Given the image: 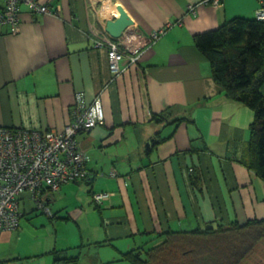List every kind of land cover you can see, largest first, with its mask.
<instances>
[{"label": "crops", "instance_id": "0c3cea01", "mask_svg": "<svg viewBox=\"0 0 264 264\" xmlns=\"http://www.w3.org/2000/svg\"><path fill=\"white\" fill-rule=\"evenodd\" d=\"M40 1L48 3L52 13H31L20 4V31L9 34L0 26V126L61 131L71 119L77 93L86 103L99 97L104 125L76 136L94 179L67 182L54 192L63 197L82 194L85 184L91 201V193L110 194L99 205L105 226L88 235L89 245L128 250L152 241L155 235L146 232L159 225L192 228L198 220L206 225L264 217V181L234 160L249 140L253 113L214 84L208 61L194 45V35L233 16L252 17L256 0H221L219 6L201 0ZM190 4L196 6V15L187 12ZM119 6L146 37L166 23H178L141 50L136 66L123 60L124 70L115 75L105 49L92 43ZM168 107V120L187 117L193 122L183 121L176 128L152 126L151 111ZM158 131L162 137L173 135L147 153L144 147ZM192 148L197 151H189ZM194 161L202 189L198 193L187 175ZM79 197L66 216L80 217L89 204L85 194ZM183 215L189 216L186 224ZM15 233H3L0 245L11 242ZM101 241L106 242L96 244ZM75 243L49 244L40 257L51 256L49 251L56 248L80 259L71 249L84 244ZM37 255L29 252L23 257L33 260ZM117 256L105 251L92 259Z\"/></svg>", "mask_w": 264, "mask_h": 264}, {"label": "trees", "instance_id": "16d2710c", "mask_svg": "<svg viewBox=\"0 0 264 264\" xmlns=\"http://www.w3.org/2000/svg\"><path fill=\"white\" fill-rule=\"evenodd\" d=\"M194 45L208 61L211 75L223 94L254 110V120L250 126L251 136L242 154V161L264 181V94L260 91L264 82V21L241 15L233 16L215 29L194 35ZM134 65L136 66V63ZM169 114V107L158 113L151 111L148 120L158 125H173L174 128L186 120L185 117L168 120ZM169 137H162L160 131L156 132L151 138L152 145L147 153ZM190 151L196 152L197 149L192 148ZM83 169L85 175H77L72 181L82 180L88 183L87 181L94 179V175H89L86 165ZM191 180L192 184H195L193 176ZM197 186L198 183L193 187L197 188ZM26 192L29 191H23L19 197L21 198ZM29 193L31 197V192ZM91 195L94 209L100 214L101 203L98 204L93 199V193ZM53 197L54 193L48 195L45 200L48 214H52L49 206ZM38 209L46 213L45 209L34 205L25 215H33ZM52 216H57V213ZM58 218L66 220L69 216H58ZM154 235L153 246L146 249L144 245L143 248L121 250L120 259L116 257L115 261L124 264H160L162 260H174L175 256L171 253L174 249L173 254L177 258L169 264H244V262L246 264L248 257L255 253L256 246L264 239V218L253 217L243 223L237 219L213 225L209 223L203 225L202 229L192 227L191 230H172L167 227L162 232H155ZM194 235L203 240L205 243L203 248H207L210 254L206 256L202 253ZM105 242L96 244L100 246ZM49 254L52 257L51 264H80L77 255L66 256L62 254V250L56 248L50 250ZM23 258L18 257L16 260ZM13 260L15 261V259L0 260V264H10L14 262Z\"/></svg>", "mask_w": 264, "mask_h": 264}, {"label": "built area", "instance_id": "2783aa9c", "mask_svg": "<svg viewBox=\"0 0 264 264\" xmlns=\"http://www.w3.org/2000/svg\"><path fill=\"white\" fill-rule=\"evenodd\" d=\"M0 1V25L7 27L8 32L12 33H16L20 28V4L25 5L32 13H51L48 3H42L40 0ZM208 1L212 4L219 2ZM260 13L264 14V3L260 4ZM160 35L162 34L149 35L148 39L156 40ZM94 46L105 47L109 51L110 69L116 75L123 71L120 65L123 60L126 59L128 64L137 61L142 47L133 46L135 54L130 58L113 39L103 33L96 35ZM103 122L104 113L100 100L95 98L91 103H86L83 94L77 93L71 121L63 131L34 130L14 138L3 137V152L0 154V223H13L17 210L11 200L15 194L19 196L25 190L31 191L37 206L48 213L42 189L55 191L60 184L73 180L77 175H85L83 168L86 157L74 136L78 132L102 125ZM106 197L104 194H98L95 198L100 202Z\"/></svg>", "mask_w": 264, "mask_h": 264}, {"label": "rangeland", "instance_id": "374dc122", "mask_svg": "<svg viewBox=\"0 0 264 264\" xmlns=\"http://www.w3.org/2000/svg\"><path fill=\"white\" fill-rule=\"evenodd\" d=\"M208 0H206L207 3ZM114 15L116 16V13L114 12ZM254 16V15H253ZM152 126L155 127L158 124L151 123ZM158 129L162 130V126H159ZM164 132V131H163ZM146 146V145H145ZM145 149V147H144ZM84 189L82 190V194L78 193V195H74V193H70L71 195H68L67 197H63L62 195L55 194L53 203L49 206L51 208L52 214L51 216L47 215L46 213H42L39 209L36 210L33 215H27L26 218L21 220L20 229L14 234L13 239L9 243H4L0 245L1 248H6L5 251H0V254L5 253L6 257L18 256L20 254V257H23L26 253L31 252V254H38L34 257L33 260H30L28 258H24L22 261L16 260L14 261V264H46L45 260L52 261V257L47 255V257H40L41 254H39L40 251L44 250V248L47 245H51L53 243H56L59 247L61 246H71V245H77L78 243H75L76 241H82L84 244L81 248H72V252H79L80 264H124L121 261H115L112 259H107L104 261H96L92 259V256L97 253H103L105 251H110L112 254H118V251L114 248H106L107 250H104L105 248H99L95 247L93 244H88V235H91V233H95V229L97 227L101 226L104 228V219H101V215L99 214V211L94 209V204L91 201V197L88 195V186L85 184H82ZM85 194L89 199V204L86 207H83L82 213L80 214V217L73 218L69 216V219H62L58 218V216H65L68 214V211L72 210L75 207L74 201L79 198L80 195ZM22 200H24L25 204H29L26 208L33 207V203L30 200V193L26 192L21 195ZM67 198V199H66ZM67 204L66 210L60 211V206ZM80 204V203H79ZM155 209V206H154ZM59 211V212H56ZM54 213H57L58 216L53 217L52 215ZM149 218H151L153 221L155 220L154 214L151 212V209H149L148 212ZM103 223V225H102ZM173 230H180L181 225L175 224L171 227ZM186 228V227H182ZM89 230V231H88ZM150 229H148L149 232ZM154 228L150 232H154ZM88 233L86 234V232ZM20 234V235H19ZM146 234H152L151 236H154V233H146ZM153 241L147 242L145 247H151ZM57 246V247H58ZM43 248V249H42ZM71 250H68L70 252ZM126 250V249H122ZM19 252V253H18ZM43 252V251H42ZM256 254H251V256L247 259L249 261L246 262V264H264V239L262 240V243L260 242L256 248H255ZM172 255L175 256L174 260L177 258L174 252L171 251ZM12 254V255H10ZM120 259V255L117 256ZM115 258V257H114ZM181 259V258H180ZM174 260H162L160 264H169L171 261ZM182 261V260H181ZM13 263V262H12ZM245 264V262H244Z\"/></svg>", "mask_w": 264, "mask_h": 264}, {"label": "bare ground", "instance_id": "6f19581e", "mask_svg": "<svg viewBox=\"0 0 264 264\" xmlns=\"http://www.w3.org/2000/svg\"><path fill=\"white\" fill-rule=\"evenodd\" d=\"M220 1L221 0H219V2H217V3H211L210 1H207V3L208 4H210V5H213V6H219L220 5ZM257 1V7H256V9H255V11H254V16H252V17H250V18H254V19H256V20H259V21H264V14L263 15H261V13H260V4H263L264 3V0H256ZM201 2H203V3H206V0H201ZM49 5V4H48ZM0 7H2V2L0 1ZM49 9H50V6H49ZM51 11V10H50ZM197 10H196V6L195 5H192V4H190L189 6H188V8H187V12L189 13V14H194V15H196V12ZM32 13V12H31ZM52 13V12H51ZM115 13H116V16L114 15V17L112 16V18H117L119 15H120V13H119V11H118V7H116V10H115ZM127 13V12H126ZM40 14H43V13H40ZM114 14V13H113ZM130 17V16H129ZM109 19V20H113V19ZM130 19H131V17H130ZM131 24H129L122 32H121V34L118 36V37H112L107 31H105V29H103L102 31H101V33H103V34H107L111 39H113L114 41H115V44H117L118 45V47L119 48H122L127 54H128V56L131 58L134 54H135V52L133 51L134 50V47H136V48H138V47H140V46H142L141 47V49H140V53H141V50L150 42V41H155V40H152V39H148V36L149 35H156V34H164L165 33V31L168 29V28H170L171 26H173L174 24H177L178 23V21L176 22V23H166L165 25H163V26H161V27H158V28H156V29H153L152 31H150L148 34V36L146 37L145 36V34L144 33H142L139 29H138V27H136V25H135V23L132 21V19H131ZM21 23L22 22H20V24H19V26L21 27ZM0 26H3V25H0ZM20 31V28H19V30L16 32V33H18ZM16 33H12V32H9V34H16ZM157 40V39H156ZM123 41H125L126 43H123ZM151 43V42H150ZM92 45H93V47H95L94 46V40H93V43H92ZM134 46V47H133ZM95 48H98V47H95ZM99 48H103V49H105V51H106V53H107V59H108V66H109V68H110V66H111V62H110V59H109V51L105 48V47H99ZM138 53H139V50L137 51ZM139 59V58H138ZM137 59V60H138ZM137 62V61H136ZM136 62H134V63H132V64H129V65H133V64H135ZM120 65H121V63H120ZM124 70V69H123ZM110 71H111V69H110ZM112 72V71H111ZM122 73V72H121ZM121 73H119V74H121ZM114 74V73H113ZM116 75V74H115ZM118 75V74H117ZM211 77H212V75H211ZM212 80H213V82H214V84L215 85H217V83L215 82V80L213 79V77H212ZM263 87H264V82H263V84L261 85V87H260V91H261V93H263L264 94V92L262 91V89H263ZM225 95V94H224ZM226 96V95H225ZM227 97V96H226ZM95 98H98L99 99V97L98 96H96ZM94 98V99H95ZM228 98V97H227ZM85 99V98H84ZM93 99V100H94ZM228 99H230V98H228ZM92 100V101H93ZM100 100V99H99ZM230 100H233V101H236V100H234V99H230ZM91 101V102H92ZM74 102H75V100H74ZM90 102V103H91ZM100 103H101V101H100ZM74 105V104H73ZM73 105H72V107H71V112H72V109H73ZM101 106H102V104H101ZM252 113H253V120H254V110L252 109V108H250L248 105H245ZM102 109H103V106H102ZM153 112V111H152ZM103 113H104V109H103ZM156 113H158V112H156ZM169 117H170V114H169ZM70 118H71V113H70ZM186 118V120H184L185 122H193V121H191L190 119H188L187 117H185ZM170 119H171V117H170ZM173 120V119H172ZM253 120H252V122H253ZM70 121H71V119H70ZM69 121V122H70ZM68 122V123H69ZM252 122L250 123V126H251V124H252ZM68 123L66 124V125H68ZM104 123H105V117H104V122H103V124L102 125H104ZM182 123V122H181ZM102 125H99V126H102ZM160 125H163V124H160ZM250 126H249V130H250V136H251V129H250ZM66 127V126H65ZM64 127V128H65ZM96 127H98V126H96ZM64 128L61 130V131H63L64 130ZM95 128V127H94ZM94 128H92V129H94ZM92 129H90V130H92ZM52 130V129H51ZM90 130H87V131H81V132H78L75 136H74V139H75V141H76V143H77V145H78V142H77V140H76V136L79 134V133H83V132H89ZM47 131H50V130H47ZM55 131V130H54ZM57 131V130H56ZM27 133H32L31 132V129H26V128H23V127H20V128H11V127H7V126H0V154L3 152V146H2V139H3V137H5V136H8L9 138H14L15 136H17V135H24V134H27ZM173 132H171L168 136H172L173 134H172ZM172 134V135H171ZM249 140H250V137H249ZM248 140V141H249ZM151 141V142H150ZM247 141V142H248ZM247 142H246V144H247ZM148 145H146L145 146V149L146 150H148V148L152 145V139H150L149 141H148ZM246 144L244 145V147H243V150L235 157V161H237V162H242L243 163V161H242V154H243V152H244V149H245V146H246ZM78 147H79V145H78ZM80 148V147H79ZM81 149V148H80ZM153 149V148H152ZM82 151V150H81ZM189 151H190V149H189ZM189 151H187V152H189ZM83 153H84V151H83ZM85 154V153H84ZM85 157H86V155H85ZM244 164V163H243ZM86 165V160H85V162H84V166ZM195 166H196V163H195V161L192 163V164H188V168H187V175H188V177H189V179L191 180V178H192V176L194 177V180H195V184H192L193 186H195L196 185V183H198V186H197V188L196 187H194L195 188V193H198V192H200L202 189H201V184H200V182H197V174H196V172H195V170H196V168H195ZM244 166H245V164H244ZM245 168L246 169H248V170H250L249 168H247L246 166H245ZM254 172V171H253ZM110 175H113V172H111L110 173ZM114 176H116V175H114ZM72 180H70V181H67V182H71ZM67 182H64V183H62V184H65V183H67ZM191 183H192V180H191ZM61 187V184H60V186H59V188ZM59 188L57 189V190H55V191H50L48 188H44V189H42V191H41V193H42V197L44 198V201L48 198V195H52V193H54V192H57L58 190H59ZM199 188V189H198ZM196 190H198V191H196ZM26 191H29V190H26ZM29 192H31V191H29ZM21 194V193H20ZM98 194H104V195H106L107 197L105 198V199H103L102 201H97L96 200V195H98ZM110 194L109 193H107V192H102V193H95V194H93V199L99 204V203H102L103 201H105L107 198H108V196H109ZM20 196V195H19ZM19 196H17L16 194L13 196V198H12V202H13V204H14V206L16 207V216L14 217V221H13V223L12 224H4V223H0V239H1V236H2V234L3 233H7V232H17L19 229H20V224H21V220L22 219H24V218H26V217H24V216H27V215H25L26 214V212H27V209L28 208H26L27 206H26V204H25V202L19 197ZM199 196H202V195H197L196 197L199 199ZM30 200L32 201V203L35 205V206H37V204L34 202V200L32 199V192H31V197H30ZM9 204H10V202H8V207H9ZM38 207V206H37ZM39 208V207H38ZM24 215V216H23ZM47 215H51V213L50 214H48L47 213ZM182 218H183V221H184V224H186V222H187V219L189 218V216L188 215H183L182 216ZM264 218V217H263ZM262 219V218H261ZM214 223H212V222H210V225H213ZM169 228H171L170 226H168ZM196 227H198V228H200V229H202L203 228V225H202V222L201 221H199L198 220V223H197V225H196ZM155 228V230H154V232H146V233H155V232H162L163 230H165V227H164V225H159V227H154ZM166 228H167V226H166ZM172 229V228H171ZM192 228H189V229H187V228H182L181 227V230H191ZM173 230V229H172ZM194 238H195V241H196V244H198V247L201 249V251H202V253H204L206 256L208 255V254H210V252H209V250L207 249V248H203V244H205L204 242H203V240L199 237V236H195L194 235ZM150 243H152V244H155L154 242H150ZM153 246V245H152ZM139 247H141V248H143L142 246H139ZM134 248H137V247H133V249ZM145 249L146 248H148V247H144ZM114 249L115 250H117L118 251V254H119V251H121V250H119V249H116V247H114ZM172 251H174V249H172ZM255 254H256V252H255ZM249 258V257H248ZM0 260H7L6 258H2V257H0ZM114 260H116V257H115V259ZM247 261H249V260H247ZM10 264H12V262H10Z\"/></svg>", "mask_w": 264, "mask_h": 264}, {"label": "water", "instance_id": "95a60500", "mask_svg": "<svg viewBox=\"0 0 264 264\" xmlns=\"http://www.w3.org/2000/svg\"><path fill=\"white\" fill-rule=\"evenodd\" d=\"M118 11L120 15L117 18H112L113 20H107L105 24V31H107L112 37H118L121 32L131 24V19L126 11L119 6ZM151 142V141H150ZM149 143L147 142L146 145Z\"/></svg>", "mask_w": 264, "mask_h": 264}]
</instances>
